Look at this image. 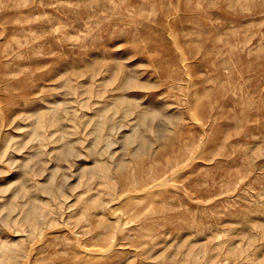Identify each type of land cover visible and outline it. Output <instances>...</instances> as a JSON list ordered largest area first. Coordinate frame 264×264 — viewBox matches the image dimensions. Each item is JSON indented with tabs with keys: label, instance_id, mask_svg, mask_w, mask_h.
<instances>
[{
	"label": "rangeland",
	"instance_id": "rangeland-1",
	"mask_svg": "<svg viewBox=\"0 0 264 264\" xmlns=\"http://www.w3.org/2000/svg\"><path fill=\"white\" fill-rule=\"evenodd\" d=\"M0 264H264V0H0Z\"/></svg>",
	"mask_w": 264,
	"mask_h": 264
},
{
	"label": "bare ground",
	"instance_id": "bare-ground-1",
	"mask_svg": "<svg viewBox=\"0 0 264 264\" xmlns=\"http://www.w3.org/2000/svg\"><path fill=\"white\" fill-rule=\"evenodd\" d=\"M55 119V118H54ZM55 121V120H54ZM146 193H148L149 195L151 194V193H149V192H147L146 191ZM148 196V195H147ZM38 207V206H37ZM35 208H36V203L35 202H29V204H28V206H27V208H26V215H27V217H31L33 214H34V212H35Z\"/></svg>",
	"mask_w": 264,
	"mask_h": 264
}]
</instances>
